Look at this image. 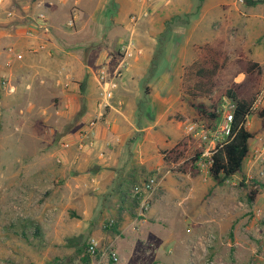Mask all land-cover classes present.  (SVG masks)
<instances>
[{
    "label": "rangeland",
    "instance_id": "rangeland-1",
    "mask_svg": "<svg viewBox=\"0 0 264 264\" xmlns=\"http://www.w3.org/2000/svg\"><path fill=\"white\" fill-rule=\"evenodd\" d=\"M32 1L40 4L39 10L45 11L47 16L49 14L43 5L53 8L58 2ZM105 1L108 2L103 5ZM259 1L121 0L120 3L119 0H81V4L76 7L71 1L65 11L59 13L57 22L52 23L54 28L50 24V32L62 43L63 49L57 56L56 53L51 57L47 55L50 58L47 64L51 67V80L41 79L37 74L27 77L29 73L25 71V65L31 58H27L25 52L20 51L27 45L23 41L25 36L15 38L14 47L21 54V58L15 59L9 67L5 66L7 46L4 42L1 44L0 77H9V74H12L11 84L16 87L13 93L0 90V136L9 139V142L3 145L5 149H0V179L1 175L6 177L8 174H26L31 178L24 184L9 183L6 180L0 182V264H73L89 235H97L104 242V235L114 232L112 228H102L104 223L112 220L108 213L114 206L113 192L120 194L121 190H127L128 181L133 182V179L126 180V177L133 175L134 168L141 167L140 161H145L143 167L147 169H142L145 173H141V178L152 175L158 168L154 163L158 160L155 157V148H152L154 142L159 141L160 151L174 145L185 137L186 125L198 123L200 117L194 105L211 107L208 99L192 100L180 89L183 69L194 60V49L197 45L216 37L226 42L229 61L221 72L227 80L231 79L235 84L244 79L242 73L234 74L237 55H241L245 60L263 61L260 65L259 85L250 89V92L255 99L263 93V99L257 109L264 107V23L248 21L253 16L264 15V3ZM27 2L28 0H6V6H0V18L3 20H7L4 10H14L13 22H7L14 31L25 25L22 20V6ZM72 8L79 12L73 27L69 28L67 22ZM142 11H146L145 17L141 15ZM32 15L34 14L31 13ZM132 16L136 17L134 22L131 21ZM14 31L13 34L16 33ZM130 39L136 47L134 57L118 80L113 100L110 102L113 108L107 109L106 113L104 111L103 117L109 120L120 117L123 130L129 126L136 130L122 143L110 146L111 149L103 147L100 142L98 145L96 135H92V146L87 148L90 150L87 156L92 161V167L94 166L88 170V177L96 174L99 176L108 168L118 167L114 172L118 175V183L123 185L116 184L110 191L100 188L105 183L104 176H100L97 180L98 190L94 191L93 187L83 186L85 179L80 178V171L77 172L73 167L66 168L65 171L66 175L72 176L64 178L62 176L65 174L61 173V176L53 175L46 182L34 181L32 176L37 169L33 163L47 152L46 141L54 146L59 138L55 131H62L64 135L72 132V128L75 129L76 113L67 114L70 105L62 103L60 97L64 94L74 96L69 82L76 81L78 70L74 66V60L68 59L73 62L72 67L75 69L68 68L58 74L61 67L59 65H63L64 60H61L62 51L68 52L73 44L88 45L95 41V50L105 48L108 56L114 59L120 45ZM59 78L61 82L57 84ZM82 79L80 93L85 96L87 78L84 76ZM89 80V112H93L100 95L90 73ZM227 80L221 81L210 96V99L217 100L218 116L224 99H229L223 94L228 85ZM69 101L71 102V98ZM82 103L83 101L78 102L79 106L84 108L85 102ZM102 119L99 122H102ZM108 125L104 122L102 126L106 133ZM245 127L253 133V138L243 171L221 185L209 179L203 191V194L207 195L206 206L214 208L213 195L223 194L232 196L225 206L239 204L246 209L249 190L264 191V173L248 180L245 176V168L249 167L247 159L264 147V120L249 116L246 118ZM81 128L79 125L78 129ZM94 130L96 131V128ZM175 133L176 136H173ZM82 149H79L78 155H86L81 153ZM98 154H103L102 158L97 157ZM257 164L264 166V160L256 162ZM150 165L153 166L152 169ZM178 173L177 169L169 173L162 170L159 176ZM59 199L62 200L60 203ZM182 207L187 206L183 203ZM193 209V206L189 207L191 213L186 216H155L148 219L147 223L154 226L146 231L143 240L150 242L149 246L157 249L160 259L158 264H189L191 252L186 250V242L180 245L178 241L191 233L196 234L193 238L195 239L208 225H211L214 239L205 246L198 247L195 252V256H198L196 264H263L260 259L264 245L255 240L251 231L244 229L253 220V215L248 216L250 213L243 212L239 218L246 225L237 233L238 239L244 243L238 245L229 214L215 216L211 214V209L195 214ZM259 222L262 227L261 221ZM171 223L175 225L174 228L166 226ZM125 239L126 242H137L136 248L140 249L143 255V245L138 243L135 236L127 235ZM121 263L124 262L121 260ZM127 264H137V261L133 258Z\"/></svg>",
    "mask_w": 264,
    "mask_h": 264
},
{
    "label": "crops",
    "instance_id": "crops-1",
    "mask_svg": "<svg viewBox=\"0 0 264 264\" xmlns=\"http://www.w3.org/2000/svg\"><path fill=\"white\" fill-rule=\"evenodd\" d=\"M71 1L75 5L74 7H76L77 4H81V0H58V2L53 5L54 6L53 8H50L51 6H46L45 4L43 5V8L47 10L49 14L48 19L49 22L51 21L49 24L57 22V19H59V13L65 11V9L67 8V6ZM119 1L121 3V0ZM107 2L108 1H105L103 5L107 4ZM39 7L40 4H36L32 0H28V2L22 6V9L24 11V15H22V20H26L27 18H29L31 16V13L35 14L34 11H38ZM78 12L79 11L76 8H72V10L69 12V19L71 17H74V23L78 18V14H77ZM248 21H250L249 23H256V21H258L263 24L264 15L253 16L252 19L250 18ZM7 22L8 20L5 19L3 20L0 18V46L3 42L6 44L5 46L8 45L14 46L16 44L15 38L24 37L26 26L28 25L27 24L24 26L22 25L19 26L18 29L15 30L16 33L13 34L14 28L13 27L10 28ZM24 38L25 39L23 41L27 45L22 48L23 50H20L19 48L18 49L22 52L24 51L26 54L25 56L27 58L28 57L29 59L31 58L30 62H27V65H25L26 66L25 71L29 73V76L27 77L30 78L32 77V75L35 74L34 76H36L37 74L41 79L44 78L51 80V78L49 77V74L51 73V69H50L51 67L47 63L50 61L49 57H51V55L54 56V54L56 53L55 56H57L58 52L60 53V50H63L61 46L62 43L59 40H57L51 32L48 35H41L39 37L40 38L39 42L40 40H43V42L46 43L47 47L51 51V55L48 57L46 54L42 52L36 54H31L30 52H28L27 47L31 44L35 45L38 41L31 40L26 37ZM94 46H95V41L91 42V44L88 45L73 44V46L68 50V52L62 51L63 58H61V60L63 59L64 60L62 61L63 65H59L61 67L58 70V74L62 73L63 71L65 72V70H68V68L69 69L71 68V70L74 68L72 67L73 62H69V60L70 61L74 60V66L78 70V78L76 79V81H74L73 83L69 82L71 86L70 88L71 90H73L72 93L74 96L69 97L67 94H64L60 97L62 103L65 102L68 105H70V109L66 113L69 115L76 113L77 117L75 116L76 122L74 124L75 129L72 128V130H70L72 132H67V134L64 135H62L63 133L62 131L54 130L55 133L57 134L56 136L59 137L58 142L53 146L52 144H50V142L46 141L45 144H47V147L45 149H47L46 150L47 152L42 157H40L37 162L33 163L34 164L33 166H35L37 169V171L34 172L35 175L32 176L34 181L37 180L39 182H46L53 175L61 176V173L65 174L62 176L64 178L66 176H72V174L66 175L65 171L66 168L73 167L77 170V172L80 171V173L78 174L80 175V178L85 179V181L82 182L83 186L84 187L88 186L89 188L93 187L92 190L94 191L98 190L97 180L99 179L100 176L101 177L104 176L105 178V183H103L102 187L100 188H104L110 191L116 187V184H120L118 183L119 182V178H117L118 175L116 172H114L117 171L116 168L118 167L108 168L106 172L101 173V175L99 176L98 174H96V176L90 178L88 177V174L90 173L88 172V170L90 168H93L94 166L92 167V161L88 157L90 154L89 152L90 150L87 149L88 147H86V145H82V143H80V133L83 132L84 129H86V124L97 110V106L96 107L94 106L93 112H89V108H90L89 101L91 100V98L89 97L91 91L88 90V88H91L89 73L92 76L93 82L95 83V85H97L95 81L96 73L102 66L108 65V62H110V59H112L108 56V51L105 50V48L103 50L100 49L95 50ZM83 55H86V57L84 58ZM252 61L257 62L259 65L263 64L262 63L263 61L259 62L256 59ZM57 62H61V61L57 60ZM59 66L57 65V67ZM84 76L87 78V82H86L87 90L86 92H84L85 96H83V94L80 93L81 91L80 83L83 80L82 78H84ZM11 78H12V74H9L10 82H11ZM41 81L43 82V80ZM60 82H61V78H59V80L56 81L57 84H60ZM70 98H71V102L69 101ZM78 98L79 101L81 102L83 101V103L85 102V105H83L84 108H81L79 106ZM81 99H85V100H81ZM112 108L113 106L111 105L110 108L107 109L109 110ZM107 109L105 110V113ZM103 118L104 119H102V122H98V124L96 125L95 127L96 131L94 130V136L96 135L95 139L97 141V144L99 145L100 142L101 144H103L102 145L103 147H110V146H114V144L122 143L125 138L133 134L134 130H136L134 127L130 128V126L124 128L123 130L121 123L122 120L120 117L110 118V120L109 118L108 119H105V117ZM104 122L109 124L108 133H106L105 130L103 129L104 127H102ZM79 125L82 127L81 129H78ZM173 136H176V133ZM7 142H9V139H4L3 137L0 136V149L4 150L5 147H3V145H5V143L7 144ZM158 142L159 141L154 142L152 148L153 147L155 148V152L157 153L155 157L158 158V160L155 161L154 163L156 164L157 167L161 165L160 166L161 168L164 165L162 161V152L165 149L167 150L171 148L173 145L168 148L161 149L160 151L159 150L160 146L158 145ZM81 145L84 146L82 147L83 149L81 153H84L86 155H81V154L78 155L79 146ZM102 155L103 154H98L97 157L102 158ZM144 163L145 161H140L139 164L141 167L134 168L133 175H127L126 180L133 179V182L128 181L129 186L127 190L126 191L121 190L120 194H115L117 192L115 193L113 192L112 195L113 196L112 199H114L112 204H114V206H112V208L109 209L108 214L109 217H111V219L113 220V226L111 228L114 230V232L112 234H105L104 235L105 237L103 239L104 242L103 241L102 242L106 245H111L113 249L116 251L118 256L117 264H127V262L133 258L137 261V264H158L160 262L159 255L157 254L156 251L157 249L154 246H149L151 245L150 242L148 241L144 242L143 240L145 238L146 231H148L149 229L152 228V226H154L152 224L147 223L149 218H153L155 216H160L162 218L175 216V215L186 216L189 213H191L189 211V207L192 206L193 208H195L193 209V213L195 214L199 212L201 213V211L205 212L208 209L212 208V206L210 205L206 206L207 195L203 194V191L206 188L207 181L209 179L211 180L209 175L200 173L199 171L193 174H183L179 172L178 174L160 177V188L158 192L159 194L152 198V200L150 201L149 209L144 214V216L137 217L138 204L134 199L130 197L129 190L133 185L142 183L146 179V178L145 179L141 178V173L143 172L142 169H144L143 167ZM250 166L251 168L249 169ZM250 166L249 167L247 166L245 168V171L247 169V172H245V176L247 180L249 179V177L252 176L263 175L264 173L263 165H259V164L256 165V163L252 162ZM150 167L151 169L153 168L152 165H150ZM111 169H115V170H111ZM29 170L30 169H28L27 172H29ZM144 170L146 171L147 169ZM15 176L16 175L14 174H8L6 177L1 175L0 182L6 180V182L9 183L17 182L24 184L25 182L29 181L28 179L31 178L30 175H26V174L22 176L21 175L20 176L18 175L16 177ZM120 185L122 186L123 184L121 183ZM200 193L203 195L201 196L198 195ZM213 197H215V200L213 202L215 207L211 209L213 210L211 214H214L215 216H219V215L224 216L227 214L230 215L232 222L231 225H233L232 230L233 232L235 231L236 233L235 236L236 237L235 240L237 241L236 244L241 245L243 243L238 239L239 237L237 236V233L239 232V230H241L242 226L246 225V223H243L244 221L240 220L239 218L243 215V212H247L250 213L248 216L253 215L254 218L248 226L246 225L244 227V229L251 231L256 238L255 240L259 244L264 245V191L258 192L255 199L251 203L247 204L246 209H244L239 204L238 205L232 204L225 206L227 202L232 199V196L230 195L214 194ZM61 201L62 200L59 199L58 203H60ZM183 203L187 206L185 207L186 209L182 207ZM169 219L170 218H168V220ZM258 221H261L262 227L259 225L260 222L258 223ZM104 225L105 223L102 225V228L107 229L104 227ZM166 226L167 227L171 226L172 228L175 227L173 223ZM127 235L135 236V239L138 241V243H141L143 245V250H144L143 255L141 253V250L136 248L137 242L136 243L130 241L126 242L127 239L125 238L127 237ZM195 235H196L195 233H191L189 236L183 237L181 241H178V243L182 245L183 243L185 244L186 242L185 244L186 250H189V243L194 238ZM89 236H95L97 238H100L97 235H89ZM196 258H198V256H195V253L192 254L190 253V259L188 263L196 264L195 263ZM121 260L124 263H121ZM260 261L262 260L260 259Z\"/></svg>",
    "mask_w": 264,
    "mask_h": 264
},
{
    "label": "built area",
    "instance_id": "built-area-1",
    "mask_svg": "<svg viewBox=\"0 0 264 264\" xmlns=\"http://www.w3.org/2000/svg\"><path fill=\"white\" fill-rule=\"evenodd\" d=\"M150 0H146L149 2ZM242 1V0H238ZM145 2V3H146ZM6 6V0H0V6ZM3 6V7H5ZM41 8V7H40ZM5 18L8 22H13L15 12L13 9L4 10ZM141 15L146 16V11H142ZM29 24L26 26L25 37L31 40H37L35 45L28 48V52L31 54L44 53L51 55L50 49L47 47L43 40H40L41 35H48L50 33L49 19L45 11L38 10L34 15L29 17ZM136 20L135 16L131 17V21ZM74 25V17H71L67 26L72 28ZM12 28V26L10 27ZM136 47L134 42L130 39L123 43L119 47V51L116 57L108 65L102 66L95 75V81L97 89L99 90L100 97L97 100V110L91 119L86 124V129L80 133V143L90 148L92 146L91 136L94 135V128L98 122L103 118L104 111L110 108V102L113 100L114 91L117 88L118 80L121 78L122 73L128 68L130 60L134 57ZM5 53L7 59L5 66L9 67L15 59H20L21 54L17 52L12 45L6 47ZM0 90L8 93H13L15 88L11 84L9 77H0ZM263 93L255 99L250 111L257 109L261 103ZM235 109V103L230 99H224V105L219 110V118L214 126L207 127L205 123H189L185 126V137L190 140L188 144L195 148H200L201 151L194 161V165L197 167L200 173L208 174V170L212 165V157L216 153L217 149L223 144L227 143L232 138V123H233V111ZM86 140L87 142H82ZM193 143V144H191ZM79 146L81 149L83 146ZM264 160V147L260 151H255L252 156L247 159L249 166L251 163ZM179 166L178 164L163 165L158 167L152 175L146 178L142 183L133 185L129 194L138 204L137 217H143L148 211L150 201L153 197L157 196L160 188V176L159 173L165 170V173L172 172ZM251 166L249 167V169ZM252 177H249L251 179ZM229 182V181H227ZM233 184V183H232ZM212 222L213 220L210 219ZM211 223V222H210ZM113 226V221L105 223L104 227L110 229ZM214 239V235L211 231V225H208L205 230L195 239H192L189 243V250L191 253H195L198 247H203L207 242H211ZM261 260L264 264V251L261 253ZM118 256L116 251L111 245H106L100 238L95 236H88L84 242V251L74 261L73 264H117Z\"/></svg>",
    "mask_w": 264,
    "mask_h": 264
},
{
    "label": "trees",
    "instance_id": "trees-1",
    "mask_svg": "<svg viewBox=\"0 0 264 264\" xmlns=\"http://www.w3.org/2000/svg\"><path fill=\"white\" fill-rule=\"evenodd\" d=\"M263 2L264 0H260ZM25 25L29 24L26 19ZM195 58L192 63L183 69L180 81V89L189 96L190 99H208L211 107L194 105L199 113L198 122L205 123L207 127H212L217 122L219 116L216 113L217 100L210 99V96L218 88L221 81L227 80L221 70L226 67L229 61L226 42L216 37L210 42L196 46L194 49ZM236 71L234 74L242 73L244 79L241 83L235 84L231 79L227 80V87L224 95L235 103L233 111L232 138L227 143L217 149L212 157V165L208 170V175L213 182L221 185L229 181L234 175L240 174L244 162L249 154L250 141L253 133L245 127L246 118L256 116L264 120V107L250 111L255 101V96L250 89L259 85L261 66L254 61L245 60L241 55H237ZM235 62V60H234ZM188 137L181 138L171 148L162 152L164 165L178 164V172L183 174L197 173L199 170L194 165L200 148H191L188 144ZM258 193L257 189H250L247 194V201L251 203ZM84 251V243L79 251V255ZM78 255V256H79ZM71 263V261H69Z\"/></svg>",
    "mask_w": 264,
    "mask_h": 264
}]
</instances>
